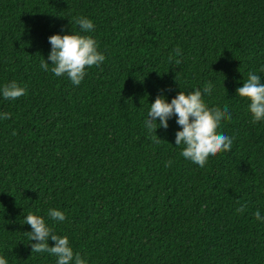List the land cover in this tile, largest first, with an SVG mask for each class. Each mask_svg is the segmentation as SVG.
<instances>
[{"label":"trees","instance_id":"16d2710c","mask_svg":"<svg viewBox=\"0 0 264 264\" xmlns=\"http://www.w3.org/2000/svg\"><path fill=\"white\" fill-rule=\"evenodd\" d=\"M71 32L106 57L79 85L40 67L49 37ZM262 69L264 0H0V256L56 264L31 251V213L86 264H264V120L236 92ZM12 81L26 94L5 99ZM209 83L233 145L201 168L175 145V115L155 133L145 121L157 95Z\"/></svg>","mask_w":264,"mask_h":264},{"label":"clouds","instance_id":"9594fccd","mask_svg":"<svg viewBox=\"0 0 264 264\" xmlns=\"http://www.w3.org/2000/svg\"><path fill=\"white\" fill-rule=\"evenodd\" d=\"M76 24L82 32L94 30V23L86 17H77ZM52 46L48 56L53 67L49 69L48 60L41 61L40 67L44 71H51L56 77L67 76L74 84L79 85L84 79L87 69L102 64L106 57L98 50V41L90 35L79 33L54 34L49 37ZM182 50L177 46L170 54L169 60L173 56H179ZM180 63L179 60L176 61ZM264 71V69H262ZM212 84L209 83L203 89L197 88L194 91L185 93L179 92L169 103L164 95H157L155 101L151 103L148 112V119L145 126L151 133H155L157 127L168 128V121L173 115L176 122L181 126V130L176 132L175 145H183L181 155L189 159L199 167L203 168L209 157H214L220 152L231 151L233 138L218 132L222 120H230L231 113L225 107H209L203 96L210 95ZM242 98L250 100L249 109L253 115V123L264 120V83L261 77L253 72L248 73V78L241 87L236 90ZM26 94V88L21 87L16 81L6 84L2 89L5 99H17ZM10 113H3V119H9ZM159 119V125L157 124ZM157 136V135H156ZM172 161L166 162L165 166H171ZM244 205L237 209L243 212ZM49 217L53 220L64 221L66 219L63 211L49 209ZM255 218L264 221L260 211L257 210ZM25 223L31 226L29 233L30 240L36 243L31 245L32 253H48L57 257L56 264H86V261L79 253H74L67 236H58L49 227L42 216L27 214ZM49 237L55 242L54 246H49ZM0 264H8L6 258L0 256Z\"/></svg>","mask_w":264,"mask_h":264}]
</instances>
